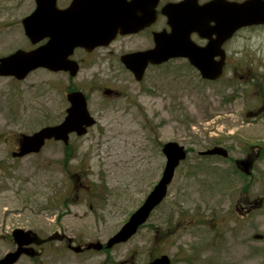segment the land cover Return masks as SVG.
Wrapping results in <instances>:
<instances>
[{"label": "rangeland", "instance_id": "obj_1", "mask_svg": "<svg viewBox=\"0 0 264 264\" xmlns=\"http://www.w3.org/2000/svg\"><path fill=\"white\" fill-rule=\"evenodd\" d=\"M34 7V0H0V57L32 47L22 19ZM227 49L229 66L215 81L183 59L151 67L142 81L107 64L75 78L44 68L23 80L1 76L0 259L15 248L18 227L53 242L46 252H60L61 235L107 242L162 178L164 144L173 141L187 157L129 241L108 252L23 255L14 264H146L160 254L172 264H264V26L240 30ZM103 76L120 97L93 90ZM73 84L90 95L96 123L68 145L49 140L39 153L15 156L22 134L64 119ZM214 146L229 157H203ZM236 159H251L247 172ZM242 194L255 203L249 216L235 210Z\"/></svg>", "mask_w": 264, "mask_h": 264}, {"label": "water", "instance_id": "obj_2", "mask_svg": "<svg viewBox=\"0 0 264 264\" xmlns=\"http://www.w3.org/2000/svg\"><path fill=\"white\" fill-rule=\"evenodd\" d=\"M36 1L35 11L22 21L25 33L33 44L42 42L44 31L51 36V39L33 49H18L1 57L0 76H14L22 80L38 68H46L54 72L69 71L73 76L78 68L70 56L76 47L84 46L91 50L99 45H108L116 35L119 26L117 9H106L109 17L105 19V24H108L110 29L100 33L96 25L104 22L96 14L93 20H89L87 31L73 29L72 9L77 10L86 0H75L64 10L57 8L56 0H51V7L46 6L44 0ZM176 6L167 7L173 27L171 33L167 31L156 33L154 48L124 57V62L134 72L137 80L143 79L149 62L161 64L178 57L188 58L204 79L217 80L223 75L226 62L224 43L244 27L264 25V0H210L204 5H198L195 0H185ZM194 32L208 40L205 46H200L191 39V34ZM83 33L85 34L80 36ZM67 97L71 105L64 120L57 125L45 126L33 134H23L19 150L14 152L15 156L22 157L37 153L49 139L69 144L71 133L76 131L79 135H83L88 127L95 124L82 92H70ZM222 150L224 149L215 147L206 153H223ZM163 151L167 156V163L162 178L144 203L120 230L110 237L106 244L107 248L126 242L135 235L150 217L151 212L167 196L176 168L187 157V151L184 146L173 141L167 142ZM242 165L245 171H248L249 162H242ZM26 234L28 232L23 229L14 231L19 249L8 253L0 260V264H14L18 260L23 251L21 247L29 243V240L24 238ZM92 246L97 249L103 247L99 242ZM148 264H171V261L167 255H162Z\"/></svg>", "mask_w": 264, "mask_h": 264}, {"label": "flooded vegetation", "instance_id": "obj_3", "mask_svg": "<svg viewBox=\"0 0 264 264\" xmlns=\"http://www.w3.org/2000/svg\"><path fill=\"white\" fill-rule=\"evenodd\" d=\"M74 1L75 0H56L55 4L58 9L64 10L70 7ZM183 1L185 0H86L82 3L80 8H78L77 10L73 11L72 9L73 29H80L82 31H87L89 27L88 26L89 20L90 19L93 20L94 15L96 14L98 15L97 17L104 22V24L100 23L96 25L100 33H104L105 31L107 30L109 31L110 29L109 25L105 24V19L109 17L108 11L106 9L108 8L117 9L119 13V22H118L119 26L116 30V35L113 37V40L110 44L106 46H98L92 50H88L82 46H78L74 49L73 54L71 55V59L74 61L75 65L78 68L77 73H79L82 69H85V70L92 69L95 67L96 64L97 65L107 64V66L113 69H117V67L118 69L124 68L126 71H128L130 74L134 76L133 72L130 69H128L127 66L125 65L126 63L123 62L124 57L132 53L145 51V50H149L153 48L155 46L156 33L163 32V31H167L168 33H171L173 30V27L170 23L171 17L169 13H167V7L170 5H172L173 7H177L176 5H178L179 3H182ZM208 1L209 0H195V2L198 5H204ZM34 2H35L34 9L29 14H27L25 17L31 15L37 8V1L34 0ZM44 4L48 7H51L52 1L44 0ZM24 32H25V29H24ZM84 34L85 33L81 34L80 36H83ZM42 36H43L42 38L43 43L51 39V36H49L45 31L42 33ZM191 38L193 41H195L198 45H201V46L207 43V40L202 38L196 32L192 33ZM227 43L228 41L224 44V48L226 50L225 70L228 68L229 62H230V54H228L229 51L227 49ZM175 59H180V58H172L170 60H175ZM181 59L187 61L190 64V61L188 59L186 58H181ZM160 65L149 63V65L146 68V72L151 67H156ZM61 72H65L69 74V72H66V71H61ZM71 77L75 78V76H71ZM97 81H98V75L96 74L95 78L91 79L90 84H92V82L94 84ZM99 82H101L103 86L93 85L94 91H97L101 94L103 93L104 95L110 98L120 97L122 95V90H115L114 88L107 86V76H103L102 78H100ZM70 91L71 92H78V91L82 92L86 98L87 105L89 108V103L91 102L89 94H87L82 88L74 84H73V88ZM74 134H77V133L74 132L73 135ZM18 147L19 145L17 146V148H15V151H18ZM215 147H218V146H214V148ZM66 152L67 151L65 149L64 153ZM222 152L223 153L203 154V157H211V156L229 157V150L225 149V150H222ZM248 156H251V155H248ZM258 156L259 155L256 154L255 158ZM242 162H249V166H251V159H248V160L236 159L234 161L235 167L238 169L241 166H243ZM66 165L68 166L69 164L66 163ZM244 170H245V167H244ZM263 199L261 200L262 204L264 203ZM235 207H236L235 210H237L242 217L249 216L252 213V210L255 208V203L253 200L249 198L247 194L245 195L242 194V196L238 198ZM219 223L220 222L218 221L214 224L215 226H218ZM16 229H23L24 231H27L28 234H26L24 238H26L25 240H29L28 244H25L21 247L23 251L18 258L19 260L23 255H25L27 258H29L32 261H39L42 257L46 255L48 256L57 255L58 256L60 252L62 254H65V253L67 254V252L71 254H73V252L83 254L85 252H89L92 250L108 252L110 249H112V248L106 247L107 242L96 241V242L83 243V242L76 241L73 238V235L63 236V238L61 235L60 241H59L61 244V245L59 244L60 252L55 251L54 250L55 248L53 250L52 248H49V250L46 252L44 248L45 243L48 241L50 243H53V242L39 237V235L33 230H26L24 228L18 227L12 231V235L10 236L12 241L15 243V248H12L11 250H9L6 253V255L10 252H15L17 251V249H19V243L15 240V236H14V231ZM30 231H32L33 233ZM97 242L101 243L103 247L100 249H97L94 246H92L93 244ZM162 255H165V254L157 255L153 259H151L149 262L154 261L155 259L161 257ZM168 257L170 258V256ZM170 261L172 264L171 258H170ZM149 262H147L146 264H148ZM71 263L73 264V262ZM96 264H108V263L98 262Z\"/></svg>", "mask_w": 264, "mask_h": 264}]
</instances>
